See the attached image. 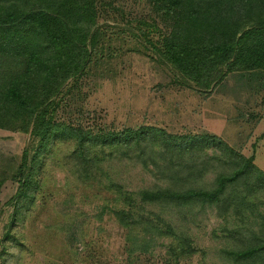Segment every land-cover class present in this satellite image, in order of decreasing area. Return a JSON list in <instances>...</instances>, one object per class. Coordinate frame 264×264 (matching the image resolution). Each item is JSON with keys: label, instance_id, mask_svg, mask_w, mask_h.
Wrapping results in <instances>:
<instances>
[{"label": "rangeland", "instance_id": "374dc122", "mask_svg": "<svg viewBox=\"0 0 264 264\" xmlns=\"http://www.w3.org/2000/svg\"><path fill=\"white\" fill-rule=\"evenodd\" d=\"M64 1L75 4L74 19L95 42L83 71L43 104L49 118L92 136L142 126L212 133L264 170V70L231 72L213 90L203 88L159 50L165 38L179 39L172 25L183 8L169 10L161 0ZM115 144L82 148L55 132L41 145L30 131L0 126V264H264V187L253 176L226 183L210 202L141 196L214 190L219 175L239 166L232 156L210 147L191 167L172 164L151 140L130 153ZM245 250L253 251L236 256Z\"/></svg>", "mask_w": 264, "mask_h": 264}, {"label": "trees", "instance_id": "16d2710c", "mask_svg": "<svg viewBox=\"0 0 264 264\" xmlns=\"http://www.w3.org/2000/svg\"><path fill=\"white\" fill-rule=\"evenodd\" d=\"M161 1L172 11L183 8L184 15L173 20L179 39L165 38L159 50L167 62L195 84L213 90L228 73L264 70V0ZM74 5L64 0H0V126L9 122L23 132L30 131L41 145L55 132L75 139L82 148L97 142L109 147L115 142L118 151L128 153L134 146L142 149L151 140L172 164L191 167L198 164L206 149L213 147L227 158L232 156L239 165L231 174L219 175L214 190L143 191L141 196L147 200L210 202L218 198L226 183L242 174L253 176L254 184L264 187V172L253 163L254 155L244 157L217 135H173L162 128L142 126L92 136L49 118L43 104L65 80L83 71L95 42V36H88L80 20L74 19L79 16L73 12ZM42 49L50 52L44 54ZM26 167L24 156L22 175ZM252 251H238L236 256L247 257Z\"/></svg>", "mask_w": 264, "mask_h": 264}, {"label": "crops", "instance_id": "0c3cea01", "mask_svg": "<svg viewBox=\"0 0 264 264\" xmlns=\"http://www.w3.org/2000/svg\"><path fill=\"white\" fill-rule=\"evenodd\" d=\"M236 73V72H235ZM210 134H212V133H210ZM212 135H214V134H212ZM223 139V138H222ZM224 140V139H223ZM224 141H226V140H224ZM236 141H237V139H236ZM235 141V142H236ZM227 142V141H226ZM228 143V142H227ZM254 143V142H253ZM236 144V143H235ZM255 144V143H254ZM229 145L231 146V147H236L235 145H231L230 143H229ZM257 165V164H256ZM259 168V167H258ZM259 169H261V168H259ZM262 170V169H261ZM263 172H264V170H262Z\"/></svg>", "mask_w": 264, "mask_h": 264}]
</instances>
